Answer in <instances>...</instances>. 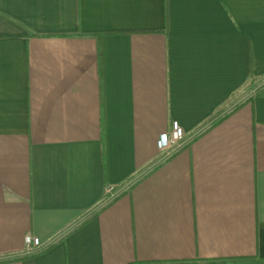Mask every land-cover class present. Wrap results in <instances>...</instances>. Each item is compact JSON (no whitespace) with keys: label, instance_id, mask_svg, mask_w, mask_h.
<instances>
[{"label":"crops","instance_id":"0c3cea01","mask_svg":"<svg viewBox=\"0 0 264 264\" xmlns=\"http://www.w3.org/2000/svg\"><path fill=\"white\" fill-rule=\"evenodd\" d=\"M263 79L264 0H0V264H264Z\"/></svg>","mask_w":264,"mask_h":264},{"label":"built area","instance_id":"2783aa9c","mask_svg":"<svg viewBox=\"0 0 264 264\" xmlns=\"http://www.w3.org/2000/svg\"><path fill=\"white\" fill-rule=\"evenodd\" d=\"M185 137V130L179 124L178 121H174L172 123V128L168 132H163L159 135L157 140V147L160 152L171 154L174 148L178 147ZM115 186L111 185L107 187V192H113ZM25 243H26V254L33 253L36 250L40 249L44 243L40 240V238L32 236L31 234H27L25 236Z\"/></svg>","mask_w":264,"mask_h":264},{"label":"rangeland","instance_id":"374dc122","mask_svg":"<svg viewBox=\"0 0 264 264\" xmlns=\"http://www.w3.org/2000/svg\"><path fill=\"white\" fill-rule=\"evenodd\" d=\"M255 83L256 82H251V84H253V85H255ZM257 85V87H264V79H263V81H261V82H259V84L257 83L256 84ZM256 86H254V87H252V89H250V90H244V91H242V92H240L238 95L240 96H242V95H244L245 97H247L248 95H250L252 92H253V90H254V88H255ZM193 264H196V263H193Z\"/></svg>","mask_w":264,"mask_h":264},{"label":"trees","instance_id":"16d2710c","mask_svg":"<svg viewBox=\"0 0 264 264\" xmlns=\"http://www.w3.org/2000/svg\"><path fill=\"white\" fill-rule=\"evenodd\" d=\"M253 72L255 73V70H253ZM255 80H256L255 75H253V78H252L251 82H255ZM248 261H249L250 264H256V262L253 261V260H248ZM147 264H186V262H170V263H166V262H149Z\"/></svg>","mask_w":264,"mask_h":264}]
</instances>
